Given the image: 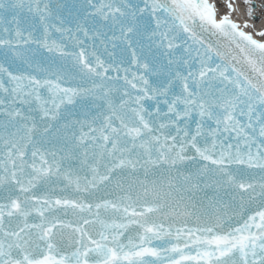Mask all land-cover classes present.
<instances>
[{
	"label": "snow or ice",
	"instance_id": "6c2138e0",
	"mask_svg": "<svg viewBox=\"0 0 264 264\" xmlns=\"http://www.w3.org/2000/svg\"><path fill=\"white\" fill-rule=\"evenodd\" d=\"M0 264H264V0H0Z\"/></svg>",
	"mask_w": 264,
	"mask_h": 264
},
{
	"label": "bare ground",
	"instance_id": "6f19581e",
	"mask_svg": "<svg viewBox=\"0 0 264 264\" xmlns=\"http://www.w3.org/2000/svg\"><path fill=\"white\" fill-rule=\"evenodd\" d=\"M234 19H240V14L239 12L233 17ZM257 27H259V25H257ZM248 31H252V29H248ZM257 39H260L259 37H256Z\"/></svg>",
	"mask_w": 264,
	"mask_h": 264
}]
</instances>
